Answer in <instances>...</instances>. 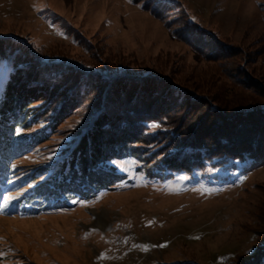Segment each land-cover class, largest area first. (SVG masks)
<instances>
[{
	"label": "rangeland",
	"instance_id": "obj_1",
	"mask_svg": "<svg viewBox=\"0 0 264 264\" xmlns=\"http://www.w3.org/2000/svg\"><path fill=\"white\" fill-rule=\"evenodd\" d=\"M171 1L181 7L165 0H0V37L24 41L43 62L88 72L154 73L199 94L224 84L219 63L194 44L215 45L187 29L188 19L223 44L248 49L264 31V0ZM13 51H0V264H238L253 254L264 164L207 160L171 170L157 159L126 156L108 162L121 179L91 198L75 195L64 205L62 188L42 194L54 187L42 183L68 160L85 120L72 115L40 141L35 132L45 120L36 124L19 107L21 96L6 94L17 72ZM159 129L167 127L150 124L151 132Z\"/></svg>",
	"mask_w": 264,
	"mask_h": 264
},
{
	"label": "trees",
	"instance_id": "obj_2",
	"mask_svg": "<svg viewBox=\"0 0 264 264\" xmlns=\"http://www.w3.org/2000/svg\"><path fill=\"white\" fill-rule=\"evenodd\" d=\"M165 1L168 7H181V2ZM261 6L264 10V3ZM188 21L187 29L215 45L208 50L192 43L219 63L226 79L202 94L154 73L88 72L69 62H43L24 41L0 37V51L8 55L14 50L11 60L17 66L6 94L21 96L19 107L32 113L36 124L45 120L46 126L35 132L40 141L72 115L81 114L85 120L64 155L68 160L58 163L42 183L54 187L41 190L42 194L51 197L60 187L57 196L64 205L75 195L91 198L121 179L122 174L108 162L126 156L146 163L157 159L159 166L171 170H192L207 160L214 165L240 160L248 163L247 169L264 164V31L247 49L223 44ZM153 122L167 129L151 132ZM158 143L160 148L151 150ZM259 209L256 249L238 264H264V200Z\"/></svg>",
	"mask_w": 264,
	"mask_h": 264
},
{
	"label": "snow or ice",
	"instance_id": "obj_3",
	"mask_svg": "<svg viewBox=\"0 0 264 264\" xmlns=\"http://www.w3.org/2000/svg\"><path fill=\"white\" fill-rule=\"evenodd\" d=\"M9 199H13V197H9ZM149 223H152V221H150ZM162 246H166V245H162ZM144 250H148V246H144Z\"/></svg>",
	"mask_w": 264,
	"mask_h": 264
}]
</instances>
